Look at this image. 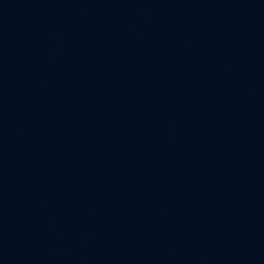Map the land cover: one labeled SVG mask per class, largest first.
Here are the masks:
<instances>
[{
    "label": "water",
    "instance_id": "1",
    "mask_svg": "<svg viewBox=\"0 0 264 264\" xmlns=\"http://www.w3.org/2000/svg\"><path fill=\"white\" fill-rule=\"evenodd\" d=\"M0 264H264V0H0Z\"/></svg>",
    "mask_w": 264,
    "mask_h": 264
}]
</instances>
